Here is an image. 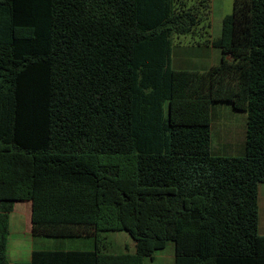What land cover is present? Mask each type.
Wrapping results in <instances>:
<instances>
[{"label": "trees", "instance_id": "1", "mask_svg": "<svg viewBox=\"0 0 264 264\" xmlns=\"http://www.w3.org/2000/svg\"><path fill=\"white\" fill-rule=\"evenodd\" d=\"M209 19L210 0H0V264L17 202L33 237L94 249L14 264H144L167 242L173 264H264V0H233L214 39ZM195 33L221 59L173 69ZM218 103L246 114L241 156L210 152ZM120 231L133 252L106 250Z\"/></svg>", "mask_w": 264, "mask_h": 264}, {"label": "crops", "instance_id": "2", "mask_svg": "<svg viewBox=\"0 0 264 264\" xmlns=\"http://www.w3.org/2000/svg\"><path fill=\"white\" fill-rule=\"evenodd\" d=\"M232 7L233 0L231 11ZM226 15H228L227 12L221 11L220 3L216 5L215 0H210V27L207 30V36L210 39H214L219 36L221 21ZM214 25L215 33H212V31H214ZM203 40H205V38ZM203 40H193L190 45L176 46L174 49L172 48L171 67L176 70L205 71L211 66L216 65L221 59V52L209 45H204ZM235 132L238 131L235 129ZM240 133L241 132H239V134ZM239 134L227 139L229 145H233L232 150L235 149V145L242 141V139L240 140V137L238 138ZM257 204L258 232L259 234L264 235V200L263 203L260 202V204L257 200ZM107 234L108 233L102 234L101 238L106 243L105 247L108 252L122 253L124 251H134L133 241L131 248L123 246L122 249H115L114 247L116 246L114 244L118 242L115 239L110 242L108 238H106ZM70 240L79 241L71 243ZM5 249V257L9 264L27 263L31 259L32 251H92L94 249V242L91 238L53 239L33 237L30 230V204L17 202L14 203L13 209L9 214L8 235Z\"/></svg>", "mask_w": 264, "mask_h": 264}, {"label": "rangeland", "instance_id": "3", "mask_svg": "<svg viewBox=\"0 0 264 264\" xmlns=\"http://www.w3.org/2000/svg\"><path fill=\"white\" fill-rule=\"evenodd\" d=\"M216 5L220 3L221 11L230 14L232 0H215ZM220 30V29H219ZM215 33V25L214 31ZM204 37L203 34L195 33L193 35L184 36H173L171 39L172 48L176 46L190 45L194 40H200ZM211 133H210V152L214 156H241L243 154V142L245 138V123L246 114L241 111L233 110L228 104H215L211 111ZM236 131L238 132H235ZM239 132H241L239 134ZM240 137L239 144L235 145V149L232 150V144L229 145L227 139L232 138L234 135ZM242 150V151H241ZM258 202L263 203L264 200V183L258 185ZM27 203V202H24ZM106 238L111 242L115 239L118 243L114 244L115 249H122L123 246L131 248L132 240L129 235L123 231L120 232H110L107 234ZM71 243L77 242L79 240H70ZM111 247V246H110ZM173 243L167 242L162 250L157 251L154 254L153 260L146 259L144 264H173Z\"/></svg>", "mask_w": 264, "mask_h": 264}]
</instances>
